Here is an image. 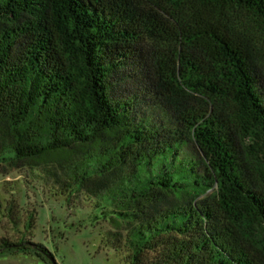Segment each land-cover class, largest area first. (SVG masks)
Masks as SVG:
<instances>
[{
  "label": "trees",
  "instance_id": "trees-1",
  "mask_svg": "<svg viewBox=\"0 0 264 264\" xmlns=\"http://www.w3.org/2000/svg\"><path fill=\"white\" fill-rule=\"evenodd\" d=\"M231 11L264 31V0H0V158L86 147L53 174L114 203L125 234L106 245L128 264H264V76ZM130 77L167 120L114 94ZM201 188L214 189L169 197ZM30 246L49 254L26 239L0 253Z\"/></svg>",
  "mask_w": 264,
  "mask_h": 264
},
{
  "label": "rangeland",
  "instance_id": "rangeland-1",
  "mask_svg": "<svg viewBox=\"0 0 264 264\" xmlns=\"http://www.w3.org/2000/svg\"><path fill=\"white\" fill-rule=\"evenodd\" d=\"M230 14L231 24L251 33L260 51L257 64L264 76V31L247 14L240 11ZM135 69L127 68L125 72L132 74ZM142 90V84L130 77L118 84L114 94L133 98L138 115L153 124L167 120L155 96ZM85 149L79 146L33 161L0 158V240L39 242L49 252L48 255L37 253L31 246L27 250H7L0 253V264H128L124 248L113 249L106 245L108 237L112 238L108 232L125 234L126 223L114 203L102 201L98 195L84 189L67 188L53 174L57 170L66 179L64 170L55 162L71 165ZM183 152L196 155L190 143L184 146ZM213 189L173 192L169 197L184 203L204 198L212 194ZM11 204L16 223L8 216L7 207ZM30 214L34 219L31 231L24 227ZM258 232L264 240V232L260 229Z\"/></svg>",
  "mask_w": 264,
  "mask_h": 264
}]
</instances>
